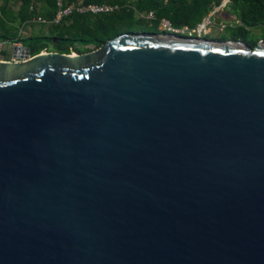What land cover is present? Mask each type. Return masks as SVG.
<instances>
[{
	"label": "water",
	"instance_id": "95a60500",
	"mask_svg": "<svg viewBox=\"0 0 264 264\" xmlns=\"http://www.w3.org/2000/svg\"><path fill=\"white\" fill-rule=\"evenodd\" d=\"M12 55L0 264H264V42Z\"/></svg>",
	"mask_w": 264,
	"mask_h": 264
},
{
	"label": "trees",
	"instance_id": "16d2710c",
	"mask_svg": "<svg viewBox=\"0 0 264 264\" xmlns=\"http://www.w3.org/2000/svg\"><path fill=\"white\" fill-rule=\"evenodd\" d=\"M57 0H0V40L23 42L21 30L42 17L53 20ZM86 4L119 5L120 10L104 15H73L59 25H53L49 37H30L32 55H39L54 46L75 47L76 43L94 45L99 49L109 39L117 37L136 14L153 13L160 23L168 21L174 30L184 27L196 29L220 8L225 0H84ZM233 12L249 27L264 24V0H232ZM159 25V24H157ZM47 40V42H44ZM56 40V42H54ZM92 52V51H91ZM66 53L69 54L68 50ZM71 54V53H70Z\"/></svg>",
	"mask_w": 264,
	"mask_h": 264
},
{
	"label": "rangeland",
	"instance_id": "374dc122",
	"mask_svg": "<svg viewBox=\"0 0 264 264\" xmlns=\"http://www.w3.org/2000/svg\"><path fill=\"white\" fill-rule=\"evenodd\" d=\"M228 1V0H225ZM230 1V0H229ZM223 10H227L225 5L222 8ZM232 6H229L226 13H232ZM222 10L218 8L212 13L204 22H207V32L204 34L197 33L198 30L193 31L189 28L186 30V27L181 28L180 32L182 35L189 36V33H193L192 36L200 37V38H208L216 41H237L245 44L255 45L264 41V24L258 27H249L246 24L238 21L236 19L228 18L225 16V12H221ZM234 11V10H233ZM235 14V12H234ZM150 14H136L135 19L129 23V25H125L123 27L120 34L124 33H132V34H157V33H165L169 32L170 26L168 21H160L157 20L156 17L150 18ZM159 24V25H157ZM48 25L41 23H32L28 24L23 33V42L25 46H29L30 37H48L43 35L45 30L48 29ZM51 27V26H50ZM171 32V31H170ZM184 32V33H183ZM119 34V35H120ZM47 42V40H44ZM54 45L52 43H48V49L50 51L55 50ZM94 45L85 44V43H76L74 50L77 54H86L94 49ZM6 59H10L11 55L7 51Z\"/></svg>",
	"mask_w": 264,
	"mask_h": 264
},
{
	"label": "built area",
	"instance_id": "2783aa9c",
	"mask_svg": "<svg viewBox=\"0 0 264 264\" xmlns=\"http://www.w3.org/2000/svg\"><path fill=\"white\" fill-rule=\"evenodd\" d=\"M57 12L53 20H47L42 17H39L33 20L32 23H41L48 26L59 25L64 19L71 17L73 15H104L111 14L120 10L119 5H109V4H86L84 0H57ZM150 18H154V14L150 13ZM169 23V22H168ZM170 30L172 33L181 34L180 30H174L170 23ZM189 28L186 27V30ZM207 22H204L196 29H192L193 31L198 30L197 33L204 34L207 32ZM24 28L21 30L20 35L23 36ZM184 33V32H183ZM193 33H189V36L192 37ZM23 46L22 42H5L0 40V61L1 62H9L14 61L12 52L15 47ZM9 52L11 55L10 59H6V53ZM34 56V55H32Z\"/></svg>",
	"mask_w": 264,
	"mask_h": 264
},
{
	"label": "flooded vegetation",
	"instance_id": "af4514ba",
	"mask_svg": "<svg viewBox=\"0 0 264 264\" xmlns=\"http://www.w3.org/2000/svg\"><path fill=\"white\" fill-rule=\"evenodd\" d=\"M229 6H233V2H232V0H230L229 2H228V4L226 5V7H227V10H228V8H229ZM225 7V8H226ZM222 11L221 12H225V16L226 17H228V18H231L232 17V19H236V20H238V21H240L239 19H238V16L236 15V14H234V12H233V10H232V13H226L227 12V10L225 11V10H223V9H221ZM179 35H182V34H179ZM183 36H185V35H183ZM193 38H200V37H194V36H192ZM202 39H207V40H211V39H208V38H202ZM56 40H54V42H55ZM264 42V41H263ZM257 44H255V45H251L252 47H255ZM67 46H70L69 47V49H66V50H68V52H69V54L71 53V51H72V48H73V50H74V46L72 47V45H70V44H67L66 45V47ZM54 47V49L55 50H53V51H50V50H47L48 52H62V53H64V54H67L66 53V50H65V48L66 47H64V48H62V47H60L59 45L58 46H53ZM75 51V50H74ZM31 53H32V51H31Z\"/></svg>",
	"mask_w": 264,
	"mask_h": 264
},
{
	"label": "crops",
	"instance_id": "0c3cea01",
	"mask_svg": "<svg viewBox=\"0 0 264 264\" xmlns=\"http://www.w3.org/2000/svg\"><path fill=\"white\" fill-rule=\"evenodd\" d=\"M228 2H229V0H228V1H225V7H226V5L228 4ZM29 24H32V23H29ZM26 26H27V25H26ZM26 26L24 27V31H25ZM52 30H53V27H52V26H51V27L49 26L48 29L45 30V32H44L43 35L49 37V36L51 35Z\"/></svg>",
	"mask_w": 264,
	"mask_h": 264
}]
</instances>
